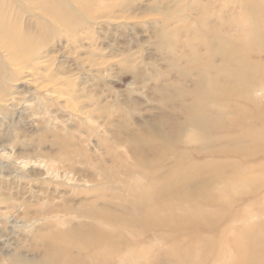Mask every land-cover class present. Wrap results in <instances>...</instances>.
<instances>
[{"label": "rangeland", "instance_id": "rangeland-1", "mask_svg": "<svg viewBox=\"0 0 264 264\" xmlns=\"http://www.w3.org/2000/svg\"><path fill=\"white\" fill-rule=\"evenodd\" d=\"M0 11V264H98L102 201L115 264H264V0Z\"/></svg>", "mask_w": 264, "mask_h": 264}, {"label": "bare ground", "instance_id": "bare-ground-1", "mask_svg": "<svg viewBox=\"0 0 264 264\" xmlns=\"http://www.w3.org/2000/svg\"><path fill=\"white\" fill-rule=\"evenodd\" d=\"M41 3H45L47 0H38ZM42 5V4H41ZM2 11H0L1 13ZM47 12V11H46ZM1 21V20H0ZM14 33H12L10 30L8 31V28L5 27V25L1 24L0 22V37H2L3 40L5 39H10L13 38ZM27 37H23V36H17V41L21 42V44L26 45L27 43H25L23 40L26 39ZM0 39V40H2ZM19 42H17L18 44H20ZM23 42V43H22ZM14 43L11 44L7 47H5L3 45V49H5L7 52H11L12 55H14L12 57V60L19 61V59H21V57L26 56L27 55V51H22L21 47ZM106 157H104L105 159ZM169 191H171L172 187L171 184H168L166 186ZM155 190L158 191V195L154 196L153 194H151L150 196H148V198L150 199V202L147 203V207L150 206V208H157V207H161V204H158L157 202H160L163 196H167L166 199H170L171 197L167 194L166 189L164 190H160V188H156ZM148 199V200H149ZM169 202H173L172 200H168ZM147 202V200H146ZM98 205H102V209L100 211H97L95 207L91 208V211L89 212V214L87 215L86 218L89 219H95L96 223L95 226L93 228H90V231H88V233L81 237V238H86L87 241L89 243H77L76 240L78 238H80V236L82 234H77L76 232L74 234L75 238H74V242H72L73 246H77L76 248L85 251V250H90L92 248H95L96 252H95V256L99 257V263L98 264H115V259L116 258H120V259H124L125 251H122L120 248V244L118 245L116 243V239L119 238L118 236H116V233L112 230L113 228L118 227L120 224L118 221H115L112 219V215L110 214H105V210H108V206L107 204L102 201V203L97 202ZM168 207H170V203H167ZM171 210V208H170ZM104 212V213H102ZM154 213V212H152ZM108 228V229H107ZM73 234V235H74ZM72 235V234H71ZM70 242V243H71ZM69 244V243H68ZM132 245L134 246L133 248L131 247L129 249V252H133L136 250V247L139 245V243H137V240H134V242H132ZM135 257V256H134ZM136 257H140L138 254H136ZM9 264H25L26 262H24L21 258L19 259H13L11 262L6 261ZM124 262V260H123ZM7 263V264H8ZM91 264H95V261H93ZM237 264V263H236Z\"/></svg>", "mask_w": 264, "mask_h": 264}]
</instances>
